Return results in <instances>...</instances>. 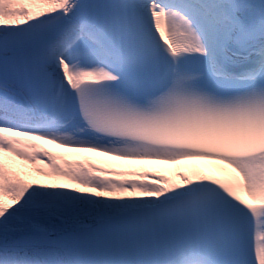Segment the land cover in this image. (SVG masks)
I'll use <instances>...</instances> for the list:
<instances>
[{"label":"snow or ice","instance_id":"1","mask_svg":"<svg viewBox=\"0 0 264 264\" xmlns=\"http://www.w3.org/2000/svg\"><path fill=\"white\" fill-rule=\"evenodd\" d=\"M0 264H264V0H0Z\"/></svg>","mask_w":264,"mask_h":264},{"label":"bare ground","instance_id":"2","mask_svg":"<svg viewBox=\"0 0 264 264\" xmlns=\"http://www.w3.org/2000/svg\"><path fill=\"white\" fill-rule=\"evenodd\" d=\"M66 154L71 155V157H73L74 159H79L82 157V152H77L76 150H69L67 152H65ZM27 164V166H32L33 164H28L27 162H25ZM115 164H118L120 167H134L137 169H141L142 165L140 164H136L133 162H130L128 160H119L117 162H114ZM157 166V165H156ZM156 166H151V167H156ZM44 167H47L46 164H44ZM187 168L189 169L192 173L194 172V167H193V159H185L183 162L181 163H176V161H170L167 167V170L171 173V180H175L177 182H179V177L176 178L175 173L177 170L181 169V168ZM37 175V174H36ZM40 176V175H38ZM43 176H40V178H42ZM45 178V177H44ZM42 178V179H44ZM48 178V177H47ZM45 178V179H47Z\"/></svg>","mask_w":264,"mask_h":264}]
</instances>
